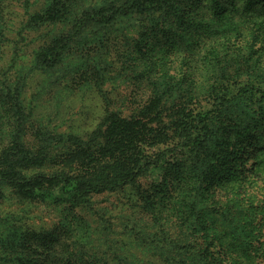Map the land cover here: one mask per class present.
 <instances>
[{"label": "rangeland", "instance_id": "374dc122", "mask_svg": "<svg viewBox=\"0 0 264 264\" xmlns=\"http://www.w3.org/2000/svg\"><path fill=\"white\" fill-rule=\"evenodd\" d=\"M46 1L0 0V154L9 141L6 129L12 128L4 113V96L21 76L27 80L23 93L28 113L26 136L37 147L55 146L62 133L86 139L105 112L110 117L108 127L120 118L150 111L160 116L147 123L148 148L151 152L158 145L174 149L164 163L168 174L141 176L140 188H129L132 192L95 195L96 212L64 204L19 203L0 183V264L25 262L27 252L22 253L18 240L29 234L18 229L25 222L38 229L62 227L63 231L53 235L40 232L38 238L32 236L29 251L36 250L34 255L41 257V264H60L64 255V264H171L173 257L181 261L185 256L177 247L186 242L196 251L207 249L204 259L194 264H264V124L246 125L256 130L258 147L240 154L247 160L245 169L237 166L234 170L232 155L223 154L227 145L236 152L244 148L241 133L227 143L225 126L248 121L247 116L254 112L264 113V0H235V4H226L224 12L202 13L210 6L204 0L196 8L200 15L194 30L189 29L192 23L180 24L172 18L164 24L160 21L153 31L156 26L150 16H132L115 25L121 38H113L109 32H88L90 42L73 46L66 66L41 71L33 68V57L47 29L32 31L25 22ZM164 30L169 33L168 42ZM146 44L155 46L143 50L149 61H158L159 76L154 82L136 78L126 66L132 62L128 56H138ZM96 64L104 73H83L85 65ZM249 84L258 90L257 101L241 92ZM226 91H230L225 98L228 102L220 104L217 95ZM207 113L213 120L207 119L210 128L198 140L203 146L195 160L182 151L184 141L177 136L169 135L160 142L153 134L161 126L169 130L173 116L187 114L190 121L205 120ZM124 136L125 132L112 127L107 147L118 145L117 139ZM89 151L97 152L91 147ZM210 153L214 158L206 160ZM219 159L228 163L214 170ZM205 162L206 175L202 172L198 181L194 168L201 169ZM169 168L177 173L169 174ZM161 228L169 229L170 234L163 249L156 251L153 246ZM42 237H57L61 243L43 250ZM63 247L68 248L66 254H61Z\"/></svg>", "mask_w": 264, "mask_h": 264}, {"label": "trees", "instance_id": "16d2710c", "mask_svg": "<svg viewBox=\"0 0 264 264\" xmlns=\"http://www.w3.org/2000/svg\"><path fill=\"white\" fill-rule=\"evenodd\" d=\"M204 0H47L43 6L33 9L27 17L25 27L32 31H38L46 28L43 31L44 38L40 45L35 49L33 57V68L41 69V71L53 70L60 67L62 64L67 65V60L71 58L72 47L78 44L87 45L89 37L88 32L113 33V38H121L116 35L115 25L120 24L122 20L129 19L130 17H139L140 15L150 16L155 23L154 30L159 28V22H171L172 18L180 24L192 23L189 29H193V25L199 21L200 15L196 8L201 6ZM209 9H203V12L213 10V12H224L226 4L233 3L235 0H207ZM248 0H246L247 3ZM264 4V2L262 3ZM249 6V5H247ZM208 8V7H206ZM205 15H203L204 18ZM199 29V28H197ZM164 41L168 42L169 33L164 30ZM86 35L83 39L82 36ZM155 48L154 45H144L139 49L138 56L129 55L132 62L127 63V67L132 71L136 78H142L148 82H154L159 76L158 61H149L147 55H143V50ZM149 54V53H148ZM108 62L107 60H104ZM145 65L144 71L141 69ZM83 73L96 72L97 74L104 73L101 66L96 64V67L88 65L84 66ZM126 67V69H127ZM157 67V69H156ZM142 70L144 72H139ZM140 76V77H139ZM26 77L21 76L20 80L14 85V88L7 89L4 102H5V116L7 120L12 121L11 130L6 129L8 133V143L6 144L2 154H0V183L11 190L12 198L16 199L19 203H26L28 205L51 203L64 204L69 208L77 210H92L96 212L94 207V197L100 193L127 191L129 188H140L139 179L146 174L159 172L160 176L163 175L165 170H168V165L164 163L168 160V154L174 148L160 147L153 149L152 152L148 148L146 135L148 134L149 121L159 119V114H153L150 111L136 113L128 117L120 118L116 123L108 124L106 127L107 117L106 112L102 117V121L98 126L88 135L86 139L76 133L65 134L62 133L61 137L57 139L56 145L53 143L42 147L28 139L26 136V126L28 113L26 111V103L23 97L25 86L27 85ZM244 97L253 100L258 98V90L251 84L241 88ZM230 91L219 93L217 100L220 104L228 102L225 101L226 95ZM234 95V97H236ZM264 98V96H263ZM223 101V102H222ZM156 104L155 102H151ZM153 105V104H152ZM150 112V113H149ZM248 115V121L238 122L234 125L229 123L225 126L224 134L229 137L227 143L229 144L233 137L240 136L244 142H240L244 148L236 152L232 145H227L223 148L224 156L228 155L233 159V168L237 170V166L247 167L246 161L241 157V153L250 152L252 148L258 147V140L256 130H252L248 123L255 124L256 126L264 124V113ZM187 114L173 116L170 120L169 130L161 126L159 131H153L155 137L160 142L165 141L171 135V138H179L184 142L181 144V149L188 157L194 159V155L203 143L198 142L202 134L207 135V119L213 120V115L207 113L204 117L189 120L186 118ZM118 117V116H117ZM161 121H157L159 123ZM116 124V125H115ZM112 127H115L120 133L125 132L124 138L117 139L120 143L118 145H111L107 147L109 142V134H111ZM264 127V126H263ZM231 128V130H229ZM153 130V129H152ZM234 131V134H232ZM155 132V133H154ZM65 135V136H64ZM248 136V140H247ZM202 140V139H200ZM91 142L89 145L88 143ZM157 142V143H160ZM239 143V144H240ZM97 150L94 154L89 151L90 147ZM238 144L234 147H237ZM50 148V149H46ZM100 149H105L104 151ZM89 151L88 153H86ZM218 153H221L219 150ZM214 157L210 153L207 155L206 160H212ZM215 158H218L216 156ZM223 158V157H222ZM237 161H240L239 164ZM198 164V162H195ZM219 159L218 165L226 164ZM200 165H203L202 163ZM160 166V168H158ZM197 166V165H196ZM205 166L201 169L194 168L195 175L200 180L203 175H206ZM221 167V166H219ZM222 169H224L222 167ZM169 174H176L177 169L172 170L169 168ZM168 172H165V175ZM236 174V173H235ZM234 174V176H235ZM158 183V182H157ZM155 184L158 186V184ZM129 189V190H130ZM130 190V191H131ZM132 192V191H131ZM124 196L128 194L124 192ZM164 210V209H163ZM25 222V221H23ZM24 232H29L27 236H23L19 240L22 248V253L27 252V257L24 258L25 262L21 264H41V257H35L34 253L29 250L33 249L32 236L38 238L36 233L50 232L51 235L55 234L54 231L62 230V227L56 226L49 229H38L32 224L21 223ZM142 226V225H141ZM16 229V230H18ZM66 229V228H65ZM64 229V230H65ZM144 228L142 227V230ZM63 231V230H62ZM161 236L158 241L154 243L156 251L163 249L166 243V238L169 237V229L161 228ZM30 233H35L34 235ZM60 235H65L60 233ZM44 242L43 250L60 244L61 242L56 237L49 239L42 237ZM15 241V240H14ZM178 252L184 250L185 256L181 261L177 257H173L170 261L171 264H194L204 259L207 255V249L196 251L193 244L186 242L177 247ZM67 247H63L61 254H66ZM81 252V250H78ZM176 251V249H175ZM189 256V257H187ZM66 255L60 264H64ZM103 261L107 259L103 257ZM77 263V261H75ZM77 264H92L90 261Z\"/></svg>", "mask_w": 264, "mask_h": 264}]
</instances>
